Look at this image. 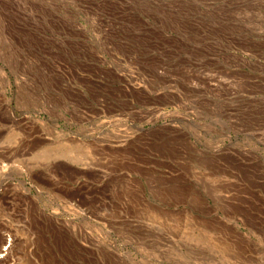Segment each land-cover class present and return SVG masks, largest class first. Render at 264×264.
<instances>
[{
	"label": "rangeland",
	"instance_id": "374dc122",
	"mask_svg": "<svg viewBox=\"0 0 264 264\" xmlns=\"http://www.w3.org/2000/svg\"><path fill=\"white\" fill-rule=\"evenodd\" d=\"M7 226L18 264H264V0H0Z\"/></svg>",
	"mask_w": 264,
	"mask_h": 264
},
{
	"label": "built area",
	"instance_id": "2783aa9c",
	"mask_svg": "<svg viewBox=\"0 0 264 264\" xmlns=\"http://www.w3.org/2000/svg\"><path fill=\"white\" fill-rule=\"evenodd\" d=\"M7 159L8 163L3 162V165L9 168H14V166H18L16 162V160L18 159L17 157L10 156ZM14 179H16V177H14ZM13 183L16 182L13 181ZM4 185V183L1 184L2 191H4ZM26 192L27 191H25V194ZM27 195L28 197L32 196L30 192ZM68 201L69 203L67 205L55 204L51 207L43 206L39 210L35 211V213L32 212L33 208L31 207V205H26L25 209L23 208L24 212H21L22 218L25 221V225H30L31 220H34L35 218L36 220L39 219V221H41V223L45 224L46 226H54L63 230H68L69 228H72L78 223L80 213L79 205L77 203L76 197H71L68 199ZM0 234L7 235L8 239L7 244L3 245V250L0 251V257H2L8 252L14 238L16 239V234L10 226L0 229ZM6 264H16V257L14 253L11 254L10 260L7 261Z\"/></svg>",
	"mask_w": 264,
	"mask_h": 264
},
{
	"label": "bare ground",
	"instance_id": "6f19581e",
	"mask_svg": "<svg viewBox=\"0 0 264 264\" xmlns=\"http://www.w3.org/2000/svg\"><path fill=\"white\" fill-rule=\"evenodd\" d=\"M15 116V115H14ZM15 118V117H14ZM16 119H18V118H16ZM15 156V155H14ZM5 241L2 243V245L0 244V251L1 250H3V245H6L7 244V242H8V239H7V235H5V239H4ZM13 243V242H12ZM14 245V244H13ZM13 245L11 244L10 245V248H9V250H8V252L6 253V255H3L2 257H0V264H6V262L7 261H9L10 259V257H11V254L12 253H14V251H13V248H15V246L13 247ZM10 253V254H9ZM17 256V255H16ZM9 259V260H8ZM20 261V260H19ZM19 261L18 260H16V264H18L19 263Z\"/></svg>",
	"mask_w": 264,
	"mask_h": 264
}]
</instances>
